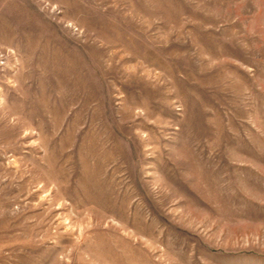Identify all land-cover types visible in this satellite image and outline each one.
<instances>
[{
    "label": "rangeland",
    "instance_id": "1",
    "mask_svg": "<svg viewBox=\"0 0 264 264\" xmlns=\"http://www.w3.org/2000/svg\"><path fill=\"white\" fill-rule=\"evenodd\" d=\"M0 264H264V0H0Z\"/></svg>",
    "mask_w": 264,
    "mask_h": 264
}]
</instances>
